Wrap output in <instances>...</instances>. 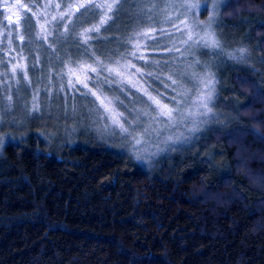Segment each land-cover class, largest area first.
<instances>
[{
	"label": "trees",
	"instance_id": "trees-1",
	"mask_svg": "<svg viewBox=\"0 0 264 264\" xmlns=\"http://www.w3.org/2000/svg\"><path fill=\"white\" fill-rule=\"evenodd\" d=\"M225 7L213 71L233 119L181 156L148 169L78 120L48 140L36 112L0 130V264H264V0Z\"/></svg>",
	"mask_w": 264,
	"mask_h": 264
},
{
	"label": "rangeland",
	"instance_id": "rangeland-1",
	"mask_svg": "<svg viewBox=\"0 0 264 264\" xmlns=\"http://www.w3.org/2000/svg\"><path fill=\"white\" fill-rule=\"evenodd\" d=\"M116 2L117 0H0V130L2 128L10 130L20 124L25 125L36 112L43 118L42 123L53 128L49 129L51 132H46L47 135L44 137L48 140H62V138L68 140L77 133L75 120H78L77 125L82 126H79L81 129L94 133L98 138H103L111 143L112 147L116 146L119 151L134 153L146 168L152 169L160 165L159 160H172L176 155L181 156L183 149L190 147L204 135L206 127L216 124H218L217 127H223L228 121L231 122L232 113L220 109L216 103L220 89L213 65L222 53L217 55L209 49H198L195 50L194 55H190L185 52L184 44L187 38L185 25L190 27L196 23L207 24L209 17L214 16L212 29L224 50L219 25L228 0H169L173 3L196 6L187 9H168L170 23H164L163 16L153 13L156 23L152 26V30L158 43L149 40L147 43L151 46L140 49V53L145 57L144 60L128 56L133 51L128 38L150 27L144 21L143 15L141 19L135 18L136 13H142V10L147 8V0L138 4L137 7H131L133 0H129L127 4H121L119 13L112 15V19L101 27L99 32L92 29L99 25L103 9L99 11L93 9L91 13H85L84 9L75 11V6L79 4L103 5ZM153 2L159 3L160 0H153ZM5 3L23 4L26 7L17 9L15 14H12L3 7ZM45 5L51 7L46 8ZM55 5L60 7L57 9ZM67 5L73 6L74 14L70 18L66 16L63 21L53 20V17L66 12ZM179 12H184V15L177 18ZM17 14L20 16L19 21L16 19ZM25 14L32 18L31 30L26 27ZM9 15H12L11 21L6 18ZM195 31H201V29L197 28ZM38 33L40 35H37ZM21 36L23 39H20ZM140 43L143 44L144 41ZM216 51L219 52V50ZM243 58L244 56L241 57L240 54L232 57L237 61ZM94 60L104 62L110 68L116 67L115 61H119L122 65L134 64L135 68L144 73L143 78L135 73V69H131V75L127 73L125 75L129 79L138 81V87L147 89L162 103H168L178 91L187 90L189 93L197 91L198 89H195L191 82L193 73L201 76L211 73L214 78L215 92L210 105L212 107L210 118L200 123L197 130L184 131V139L170 141L167 144L163 143L164 139L175 130L167 129L162 123L151 125L162 129L160 135L157 137L153 134L149 138V144L133 147L131 138L120 135L118 129L113 134V128L106 127L107 121L97 118L96 113L92 111L94 107L92 103L90 108L81 110L79 113L81 106L87 104L79 101L82 95L68 88V77L61 75L66 71V65L75 67L81 62L93 64ZM145 60L148 66H145ZM154 60L161 65L166 63L168 67L157 68L152 63ZM14 63L27 66L28 82L20 79L19 75L13 77L10 68ZM4 73L7 75H3ZM149 73L152 75L149 76ZM18 79L19 83L16 82ZM116 88L117 86L113 85L111 92L106 89L105 95L119 96L129 110L148 111V106L144 103L147 98L143 97L142 92L137 93L135 88L131 90L126 88L127 96H125L116 91ZM7 95L12 96L11 104L5 98ZM59 99H63L66 103L62 106ZM34 104L38 105L39 110H33ZM119 111L123 112L124 109L121 108ZM58 112L63 114L65 120L62 118L63 123L58 120L61 124L53 127L51 119L53 114ZM125 115L128 116V113L125 112ZM150 115L156 114L150 112ZM128 118L132 117L128 116ZM141 123L148 127L151 122L141 120Z\"/></svg>",
	"mask_w": 264,
	"mask_h": 264
},
{
	"label": "snow or ice",
	"instance_id": "snow-or-ice-1",
	"mask_svg": "<svg viewBox=\"0 0 264 264\" xmlns=\"http://www.w3.org/2000/svg\"><path fill=\"white\" fill-rule=\"evenodd\" d=\"M143 2L144 0H133L131 7H137L138 4ZM127 3H129V0H117L116 3L103 5L95 3L79 4L75 6V11L79 12L81 9H84L85 13H91L93 9L98 11L103 9L104 11L101 13L99 25L92 29V31L99 32L100 28L112 19V15L119 13L121 4ZM147 4V8L143 9L142 13L138 12L135 14V18L141 19V15H143L144 21L147 22L150 27L147 30L137 32L128 38L133 48V51L130 52L128 56L140 60L145 59L144 55L140 53V49L142 47L151 46L147 43L149 40L158 43L155 39V33L152 30V26L156 23L153 15L154 12L164 17V23H170L171 20L168 16V9H187L196 6L183 3H173L169 2V0H160L159 3L153 2V0H147ZM3 7L8 13L15 14L17 9L25 8L26 6L17 3H5ZM45 7L47 8L51 6L45 5ZM55 7L58 9L60 5H55ZM72 8V5H67L66 12L57 17H53V20L63 21L66 16L70 18L74 14ZM183 15L184 12H179L177 18ZM25 16L26 27L28 30H31L33 27L31 23L32 18L27 16V14H25ZM6 18L11 21L12 15H9ZM16 19L17 21L20 19L18 14L16 15ZM213 19L214 16L209 17L207 24L196 23L190 27L185 25L187 29V38L184 40L186 53L194 55L195 50L198 49H209L217 55L223 53V47L212 29ZM197 28L201 29V31H195ZM161 34H163V32H161ZM183 34L184 33H182V35ZM37 35H40V33ZM20 39H23V37L21 36ZM141 41H144V43L141 44ZM86 42L87 41H85V43ZM216 50H219V52ZM245 51L246 50L243 48L238 50L241 57H243ZM227 55L229 58H232L235 54L228 53ZM114 63L116 64L115 68L107 67L104 62L100 60H94L93 64L84 62L77 63L75 67L66 65V71L62 72L61 75L68 77V88L79 93L83 98L91 100V103L94 106L92 111L96 113L97 118L99 120L107 121L106 127L111 126L113 128V134H115V130L118 129L120 135H123L126 138H131L133 141V147L141 144H149V138L153 134L157 137L160 135L162 129L152 127L151 125L162 123L167 129L175 130L173 134L168 135L164 139L163 143L167 144L170 141L174 142L176 140L184 139V131H195L198 129L200 123L206 122V120L210 118V114L212 113V107H210V105L215 92L214 78L211 73H205L203 76L193 73L191 82H193L194 88L198 89L197 91L193 93H189L187 90L178 91L168 103H162L161 100L152 96L147 89L138 87V81L129 79L128 76L125 75L126 73L131 75V69H135V73L143 78L144 73H141L139 69L135 68L134 64L122 65L119 61H115ZM152 63L155 64L157 68L161 66L168 67V64L165 63L161 65V63L155 60L152 61ZM5 66L7 67V65ZM145 66H148L146 60ZM10 71L14 78L19 75L20 79L28 82V70L26 65L14 63L12 64ZM3 75H7V73H4ZM148 75L151 76L152 74L149 73ZM16 82L19 83L20 80L18 79ZM173 84H175V81H173ZM89 85H91V87ZM113 85L117 86L115 89L116 91L121 92L125 96H127V93L125 92L126 88L128 90L135 88L137 93L142 92L143 97L147 98L144 100V103L147 104L148 111L143 109L129 110L119 96L109 97L105 95L106 89L109 92L113 91ZM5 98L9 104H11L12 96L7 95ZM121 108L124 109L123 112L119 111ZM33 110H39L38 105L34 104ZM125 112H127L128 116H131L132 118L129 119L128 116L125 115ZM150 112H155L156 115L152 116L150 115ZM141 120L150 121L151 123L148 127H145L144 124L141 123Z\"/></svg>",
	"mask_w": 264,
	"mask_h": 264
}]
</instances>
